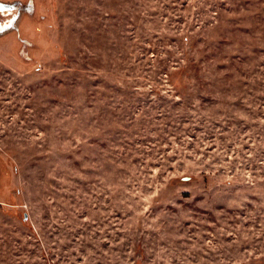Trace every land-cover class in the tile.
Wrapping results in <instances>:
<instances>
[{
    "label": "rangeland",
    "instance_id": "1",
    "mask_svg": "<svg viewBox=\"0 0 264 264\" xmlns=\"http://www.w3.org/2000/svg\"><path fill=\"white\" fill-rule=\"evenodd\" d=\"M19 3L0 264H264V0Z\"/></svg>",
    "mask_w": 264,
    "mask_h": 264
},
{
    "label": "snow or ice",
    "instance_id": "2",
    "mask_svg": "<svg viewBox=\"0 0 264 264\" xmlns=\"http://www.w3.org/2000/svg\"><path fill=\"white\" fill-rule=\"evenodd\" d=\"M19 9V0H15V2L10 4L4 3L3 0H0V31H3L5 28H10L13 25ZM8 14L11 15V18L6 20L2 19L5 15Z\"/></svg>",
    "mask_w": 264,
    "mask_h": 264
}]
</instances>
